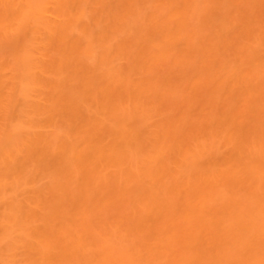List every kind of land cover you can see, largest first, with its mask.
<instances>
[{"label": "bare ground", "instance_id": "1", "mask_svg": "<svg viewBox=\"0 0 264 264\" xmlns=\"http://www.w3.org/2000/svg\"><path fill=\"white\" fill-rule=\"evenodd\" d=\"M0 264H264V0H0Z\"/></svg>", "mask_w": 264, "mask_h": 264}]
</instances>
